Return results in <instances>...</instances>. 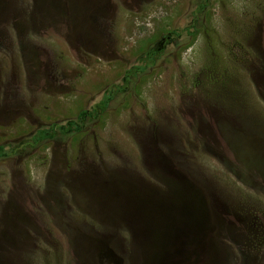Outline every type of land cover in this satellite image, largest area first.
<instances>
[{"label": "rangeland", "instance_id": "rangeland-1", "mask_svg": "<svg viewBox=\"0 0 264 264\" xmlns=\"http://www.w3.org/2000/svg\"><path fill=\"white\" fill-rule=\"evenodd\" d=\"M0 149V264H264V0H0Z\"/></svg>", "mask_w": 264, "mask_h": 264}, {"label": "trees", "instance_id": "trees-1", "mask_svg": "<svg viewBox=\"0 0 264 264\" xmlns=\"http://www.w3.org/2000/svg\"><path fill=\"white\" fill-rule=\"evenodd\" d=\"M153 53H157V50H155V51H153ZM73 123H70V125H72ZM59 129H62V127L60 128V127H58ZM57 128V129H58ZM58 129V130H59ZM63 131V130H62ZM44 135H46L44 132H41V133H39L38 135H37V137H36V139H39V138H42ZM0 154H2V152H1V149H0ZM182 261V260H181ZM183 264H187V262L185 261V262H183Z\"/></svg>", "mask_w": 264, "mask_h": 264}, {"label": "flooded vegetation", "instance_id": "flooded-vegetation-1", "mask_svg": "<svg viewBox=\"0 0 264 264\" xmlns=\"http://www.w3.org/2000/svg\"><path fill=\"white\" fill-rule=\"evenodd\" d=\"M204 1H207V0H204ZM164 40V39H163Z\"/></svg>", "mask_w": 264, "mask_h": 264}]
</instances>
